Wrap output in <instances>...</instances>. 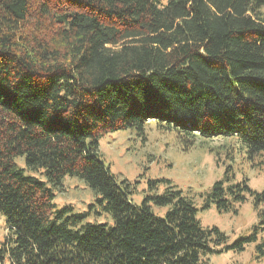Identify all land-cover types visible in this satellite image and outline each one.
Returning a JSON list of instances; mask_svg holds the SVG:
<instances>
[{"label":"trees","instance_id":"obj_1","mask_svg":"<svg viewBox=\"0 0 264 264\" xmlns=\"http://www.w3.org/2000/svg\"><path fill=\"white\" fill-rule=\"evenodd\" d=\"M264 0H0V264H207L208 254L264 258V188L230 166L201 208L257 222L226 243L177 188L151 197L162 218L99 158V140L149 119L183 150L236 136L264 170ZM23 158L24 168L16 159ZM24 169H26L25 172ZM33 173V174H32ZM76 177L94 193L84 212L56 208ZM106 213L112 224L83 220Z\"/></svg>","mask_w":264,"mask_h":264},{"label":"rangeland","instance_id":"obj_2","mask_svg":"<svg viewBox=\"0 0 264 264\" xmlns=\"http://www.w3.org/2000/svg\"><path fill=\"white\" fill-rule=\"evenodd\" d=\"M260 10L264 14V6ZM98 152L110 173L129 184L131 202L139 205L146 199L152 214L158 218L164 216L169 205H156L151 197L172 187L180 189L198 209L197 218L203 227H218L227 236L226 243L248 235L257 222L249 197L237 206V213L218 211L213 204L201 208L205 193L214 181L223 178L227 166L236 181L247 178L251 188L257 191L264 188V170L247 159L245 147L236 136L197 137L188 150H183L173 130H162L154 119H149L141 133L124 128L106 134L99 140ZM16 162L24 168L23 158L18 157ZM61 184L54 191L56 208L70 206L71 212L77 213L86 211L93 203L94 193L82 180L66 176ZM83 222L112 224L108 214L94 212ZM262 236L264 231L259 234ZM6 237L4 216L0 213V244ZM254 245L248 243L240 252L208 254L207 264H264V258L255 257Z\"/></svg>","mask_w":264,"mask_h":264}]
</instances>
